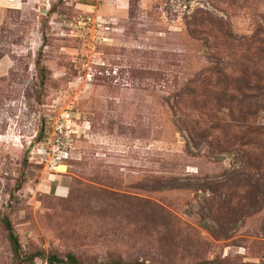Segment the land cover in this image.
Here are the masks:
<instances>
[{
  "label": "rangeland",
  "instance_id": "rangeland-1",
  "mask_svg": "<svg viewBox=\"0 0 264 264\" xmlns=\"http://www.w3.org/2000/svg\"><path fill=\"white\" fill-rule=\"evenodd\" d=\"M258 124L264 0H0V264H264Z\"/></svg>",
  "mask_w": 264,
  "mask_h": 264
},
{
  "label": "built area",
  "instance_id": "built-area-1",
  "mask_svg": "<svg viewBox=\"0 0 264 264\" xmlns=\"http://www.w3.org/2000/svg\"><path fill=\"white\" fill-rule=\"evenodd\" d=\"M69 119L70 115L68 112L62 113L60 118H54L49 126L51 132L46 131L49 137H45L44 141L40 140V148H38L37 155L40 159L39 164L43 163L46 168L51 166L54 169L61 165V161L66 158V152L62 150L64 143L61 135L63 132L70 130Z\"/></svg>",
  "mask_w": 264,
  "mask_h": 264
},
{
  "label": "trees",
  "instance_id": "trees-1",
  "mask_svg": "<svg viewBox=\"0 0 264 264\" xmlns=\"http://www.w3.org/2000/svg\"><path fill=\"white\" fill-rule=\"evenodd\" d=\"M259 74H257V77L258 78ZM257 114V111L256 110H252L249 115L251 117H255ZM245 126V125H244ZM250 130V133H251V129L249 128ZM252 133H255L257 136L259 135H262L264 133V127H262L261 125H256V127H254L252 129ZM253 161V165H255V161H259V159H251ZM4 224H5V229L7 231V238H8V241L11 245V248H12V251L17 254L18 251H20V245H19V241H18V238L16 237V235L13 234V231H12V227H11V224L7 221V219L4 220ZM47 264H76L77 261L75 259V257L71 254H68L67 255V259L66 261H64V259L56 256V255H48L47 256ZM128 264V261L127 262H122V261H114L112 262V264ZM197 264H214L213 262L211 261H202L200 263H197Z\"/></svg>",
  "mask_w": 264,
  "mask_h": 264
}]
</instances>
